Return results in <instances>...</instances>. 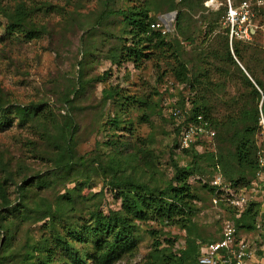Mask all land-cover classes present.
Returning <instances> with one entry per match:
<instances>
[{"label":"rangeland","instance_id":"obj_1","mask_svg":"<svg viewBox=\"0 0 264 264\" xmlns=\"http://www.w3.org/2000/svg\"><path fill=\"white\" fill-rule=\"evenodd\" d=\"M26 1L50 4L54 11L42 14L45 16L38 21L44 27L39 38H18L9 42L4 39L0 45V103H41L47 114L51 112L52 115L22 124L13 118L9 125L0 127V178L6 180L10 207H17L19 203L28 205L25 213L16 211L10 215L0 208V264L34 262L35 256L25 259L24 252L45 234V225L50 220L57 222L56 226L60 228L70 221L82 222L95 210L106 212L117 206L115 191L108 187L112 177H131L149 185L162 186L170 178L174 164L184 166L191 159L189 153L175 149V120L161 106L165 98L175 100L176 97L174 93L162 94L163 86L170 85L175 93L180 89L173 79L168 59L143 61L140 68L133 70L129 64L125 68L111 65L106 56L120 44V37L125 34L119 16L109 15L95 24L104 0ZM129 3V0H114L109 5L117 8ZM223 3V0H215L213 6L205 7L215 10ZM152 4L150 16L153 19L164 17L167 13L175 15L174 10H167L164 0H152ZM206 12V9L190 12L185 21V35H178L174 30L167 39L174 44L188 75L205 82L198 95L202 92L208 100L215 96L219 101H239V93L247 96L248 89L234 67H227L212 57L211 40L219 25L209 33L205 21L201 19ZM0 22L4 24L2 17ZM254 22L259 27L254 36L243 44L251 50L264 52V6L256 11ZM3 24L0 36L4 34ZM259 65L254 66V71L264 86V62ZM104 70L109 71L106 80L97 81L96 77ZM226 70H229L233 81L226 75ZM109 84L135 95L139 101L103 100L101 89ZM204 87L207 90L203 92ZM76 88L79 89L77 93ZM182 88L191 92L187 84ZM261 100L262 96L258 100V108ZM216 108L212 110L213 115ZM113 117L119 122L116 128L109 121ZM71 120L76 130L66 143ZM125 126H129L130 131ZM110 138L117 139L115 147L105 143ZM120 141H124L123 146L118 143ZM114 154L120 164H112L116 168L109 169V157ZM61 156L62 159L57 161V157ZM67 160L71 167L65 173L59 168ZM206 163L205 159L199 160V165L207 171L201 175L204 180L211 172ZM23 178L29 180L24 185ZM39 178L45 179L46 184L39 183ZM189 182L196 196L195 213L191 223L187 224L189 228L160 220L140 222L138 247L120 264H144L153 248L151 230L156 231L160 241L158 248H165L169 244L166 240L181 245L188 236L217 240L225 220H230L237 237L248 243L253 261L246 257L244 262L264 264V255L257 253L264 240L261 218L264 192L258 186L252 191V185L244 190L247 199L258 205L252 208L251 213L256 209L257 213L252 218L251 213L244 218L247 224L252 221L253 228H238L235 225V218L238 217L235 210L223 201L213 202L212 195L195 180V175L189 177ZM67 190L71 192L69 197L72 198L73 209L67 214L69 219H59L55 211L60 200L58 196ZM45 202L51 205L52 218L41 217Z\"/></svg>","mask_w":264,"mask_h":264},{"label":"trees","instance_id":"obj_2","mask_svg":"<svg viewBox=\"0 0 264 264\" xmlns=\"http://www.w3.org/2000/svg\"><path fill=\"white\" fill-rule=\"evenodd\" d=\"M113 1L104 0V6L95 22L98 24L106 16L113 15L119 16L123 23L126 36H121L120 44L110 50L106 56L111 65L125 68L129 64L133 70L140 68L143 61L168 59L174 81L182 85L187 84L191 91L185 92L182 86L178 92L175 93L174 90L175 104L181 109L185 108V103L191 104L186 115L191 116L193 112L203 114L215 133L211 142L201 151L182 150L190 154V161L184 166L174 164L170 178L162 186L149 185L131 177L114 176L108 181V187L115 191L117 206L107 209L106 212L95 210L78 224L70 221L59 228L54 220L47 222L45 234L30 244L29 249L24 252L25 259L35 256L36 260L31 264H120L126 257L132 256L138 247L140 222L160 220L166 224L189 228L187 224L191 223L195 213L194 200L196 199L192 192V184L189 182V177L192 175H195V180L212 196H218L220 191L209 182L213 174H219L224 182H229L234 188L247 190L249 186H253L257 172L264 171V135L257 124L259 112L263 114L264 119V86L254 71L255 65L264 62V52L247 48L243 44L246 42L241 40L232 39L229 43L228 28L223 23L220 25L224 5L213 10L203 6L204 0H164L167 10H174L175 15L169 29L161 33L159 29L149 26L152 20L157 19L150 16V11L153 9L152 0H129L128 5L117 8L109 5V2ZM231 1L234 3L235 0ZM236 1L238 3L241 0ZM49 5L39 1L0 0V17L4 19V24L2 23L4 34L0 36V45L3 44L4 39L9 42L18 38L26 40L39 38L44 27L39 25L38 21L47 13L54 11ZM198 9L207 10L201 19L205 21L209 33L216 29V25H219V30L214 33L211 40L212 57L217 58L227 67H234L239 73L242 84L248 89L247 96L242 92L239 93V101L237 99L219 101L211 93L210 95L214 96L211 100L204 98L202 92L198 95V91L205 82L201 83L198 77L188 75L185 64L178 58L174 44L167 39L168 34L174 30L178 35H185V21L190 12ZM259 13L262 14V12ZM2 24L0 22V26ZM237 61L243 65L244 71L254 81L239 67ZM108 72L104 70L96 77V80L105 81ZM226 75L232 81L234 80L230 77L229 70H226ZM206 90L207 87H204L201 91ZM78 91L79 89L76 88L75 92ZM160 92L168 94L167 87L163 86ZM260 96L262 100L258 108ZM101 98L105 101L111 99H123L131 103L139 101L135 95L128 94L126 90L110 84L101 89ZM216 106V114L213 115L212 110ZM51 115V112L47 114L41 103L31 102L27 105L0 103V127L9 125L13 118L22 124L27 120L49 118ZM142 119L146 120L144 117ZM172 120L174 121L173 118ZM109 121L115 128L119 125L118 119L114 117ZM128 127L124 128L128 130ZM68 129L66 143H69L76 130L72 120ZM173 132L176 149L179 125L175 121ZM258 138L259 144H257ZM105 143L115 147L117 139L110 138ZM118 143L123 146L124 141ZM225 144L227 146L223 149L222 146ZM60 159L62 156L57 157V161ZM201 159H205L206 164L209 165L208 168H211L207 180L201 176L202 173L207 172L203 166L199 165ZM112 164H120L115 154L109 157V169L116 168V166L112 167ZM70 167L67 160L61 163L59 169L68 173L67 168ZM28 181L23 178V185ZM37 181L46 184L45 179L39 178ZM6 184L5 178H0V208L5 209L8 215L16 211L25 213V210H28V205L25 203L10 207ZM70 193L67 190L58 196L60 200L57 202L55 211L59 219H69L67 214L73 209ZM45 205V211L41 217L52 218L51 205L47 202ZM255 205L258 206L253 200H247L239 216L235 218L236 227L253 228L250 224L252 221L247 224L244 218L251 213ZM230 208L235 210L231 206ZM256 213L257 209L251 213L250 218ZM261 218L264 229V205ZM150 233L154 235L153 248L147 254L144 264H196L200 245L214 241L188 236L181 245L174 244L172 240H166L169 244L165 248H158L160 241L155 235L156 231L151 230ZM257 253L264 255V240Z\"/></svg>","mask_w":264,"mask_h":264},{"label":"built area","instance_id":"obj_3","mask_svg":"<svg viewBox=\"0 0 264 264\" xmlns=\"http://www.w3.org/2000/svg\"><path fill=\"white\" fill-rule=\"evenodd\" d=\"M214 3L215 0H206L205 5L213 6ZM223 5L222 23L228 28L229 43L232 39L249 41L259 27L254 20L258 8L264 6V0H241L237 4L232 3L231 0H225ZM173 16L172 13H167L164 17L151 21L149 26L165 33L171 25ZM176 85L182 86L179 83ZM166 87L168 93L172 94L173 87L170 85ZM190 108L191 104L189 103H185L184 109L179 108L174 99L167 100L165 98L163 102V109L179 125L176 149L201 151L211 142L215 131L203 114L193 112L191 116L186 115ZM257 124L264 132V119L261 112H259ZM209 182L220 191L218 196H212L213 202H225L233 207L239 216L248 200L244 190L234 188L229 182H224L219 174H213ZM256 186L264 192V171L257 172L252 191ZM250 256L251 251L248 243L244 239L238 238L233 223L230 220H225L221 236L217 240L200 245L196 264H243L244 259ZM262 259L264 261V257Z\"/></svg>","mask_w":264,"mask_h":264},{"label":"crops","instance_id":"obj_4","mask_svg":"<svg viewBox=\"0 0 264 264\" xmlns=\"http://www.w3.org/2000/svg\"><path fill=\"white\" fill-rule=\"evenodd\" d=\"M248 260H249L250 262L253 261V256L251 255V256H250V259H248ZM263 262H264V261H263ZM243 264H249V262L246 261V262H243Z\"/></svg>","mask_w":264,"mask_h":264},{"label":"water","instance_id":"obj_5","mask_svg":"<svg viewBox=\"0 0 264 264\" xmlns=\"http://www.w3.org/2000/svg\"><path fill=\"white\" fill-rule=\"evenodd\" d=\"M237 64L239 65V67L244 71V69H243V67L239 64V62L237 61ZM245 72V71H244ZM245 74L247 75V73L245 72ZM248 76V75H247ZM252 83H253V81H252ZM254 84V83H253ZM254 86H255V84H254ZM256 87V86H255Z\"/></svg>","mask_w":264,"mask_h":264}]
</instances>
